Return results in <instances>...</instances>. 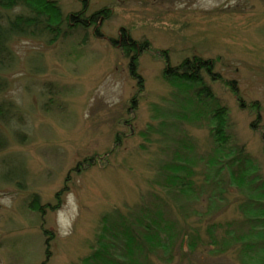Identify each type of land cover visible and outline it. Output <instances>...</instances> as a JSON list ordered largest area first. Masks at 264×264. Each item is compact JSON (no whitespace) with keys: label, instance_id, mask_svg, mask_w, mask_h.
Segmentation results:
<instances>
[{"label":"rangeland","instance_id":"obj_1","mask_svg":"<svg viewBox=\"0 0 264 264\" xmlns=\"http://www.w3.org/2000/svg\"><path fill=\"white\" fill-rule=\"evenodd\" d=\"M55 1L64 16L83 6ZM106 8L88 29L65 25L56 40H10L13 59L0 68V101L14 106L0 117V264H82L105 215L128 219L148 206L176 223L172 252L150 253L151 264H242L248 192L227 170L215 177L210 109L164 69L214 60L219 75L205 83L228 108L233 144L264 178V0H89L87 15ZM122 28L150 44L136 57L138 76L112 43ZM176 156L195 172L190 199L160 184Z\"/></svg>","mask_w":264,"mask_h":264},{"label":"trees","instance_id":"obj_2","mask_svg":"<svg viewBox=\"0 0 264 264\" xmlns=\"http://www.w3.org/2000/svg\"><path fill=\"white\" fill-rule=\"evenodd\" d=\"M80 1L83 5L80 11L64 16L61 6L55 0H0V68L6 67L13 59L14 55L10 47V40L13 38L46 37L49 41H53L66 33L65 25L85 30L95 24L102 15L108 16V8L87 15L89 0ZM15 8H19V11L10 13ZM120 37L121 42L112 39V43L118 44L125 54L131 56L130 72L138 76L136 57L141 47L148 48L150 44L148 41L138 43L132 40L123 28ZM164 73L165 78L172 84H186L188 91L194 90L197 106L210 109L211 136L214 142L210 159L211 167L216 173L215 177L227 170L230 183L241 191L248 192L246 201L240 205L245 216L243 223L248 229L241 240L244 243L242 251L245 255L247 253L253 255L248 254L247 257L244 255L241 263L264 264V178L257 173L259 168L244 148L233 144L228 108L220 104L212 88L205 83V74L216 79L214 60L198 56L185 58L176 66L167 65ZM6 86L7 79L0 76V93ZM13 108L11 102L0 101V117L8 120ZM184 111L186 109L182 110ZM197 113V119L202 118L199 115L201 112ZM4 143L5 137L0 133V148ZM189 147L192 149V146ZM177 156L175 160L162 165L163 174L160 184L165 191L173 190L178 196L190 199L194 193L196 196L193 179L195 172L189 159ZM32 200L38 209L39 196L34 194ZM153 210L148 206L144 211L133 214L131 218L120 217V222L116 218L113 219L112 215H105L101 232L96 235V241L91 245V252L82 260V264H151L150 253L156 252L155 254L158 255V252L162 251L165 255L172 252L176 242L174 232L176 223L165 217L164 212L159 208ZM184 235V238H188V248L195 249L196 236L191 235L188 230ZM210 236L211 242L215 243L216 238L211 229ZM224 247L226 243H221V248Z\"/></svg>","mask_w":264,"mask_h":264}]
</instances>
